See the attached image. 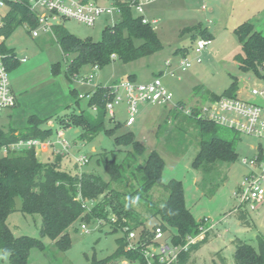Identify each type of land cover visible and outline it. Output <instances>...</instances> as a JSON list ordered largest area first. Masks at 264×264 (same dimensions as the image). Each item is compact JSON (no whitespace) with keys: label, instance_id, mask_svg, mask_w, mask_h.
Segmentation results:
<instances>
[{"label":"rangeland","instance_id":"rangeland-1","mask_svg":"<svg viewBox=\"0 0 264 264\" xmlns=\"http://www.w3.org/2000/svg\"><path fill=\"white\" fill-rule=\"evenodd\" d=\"M116 1L101 0L98 4L108 8L114 6ZM156 3L157 1L152 4L155 9L161 4L159 17L155 18L159 24L153 25V28L163 45L160 51L132 62L116 59L95 74L91 66L84 67L72 81L66 78L65 73L74 55L65 59L54 34L55 28L61 26L69 35L99 42L106 27L119 23L120 15L116 12L112 15H103L93 27L74 20H61L59 24H53L52 33H42L39 38H33L26 27H19L5 43L6 48L13 50L21 61L18 69L10 73L12 90L18 99L19 107L16 105V109L5 110L0 114V129H24L29 119L37 116L45 121L42 130L52 131L51 139L57 138V132L62 131L71 145L69 152L62 155L64 170L73 174H95L106 182L110 178L100 163L101 154L107 152L109 160L114 159L116 163H122L125 151L129 148L117 147L115 140L125 134L133 135L147 148L148 153L156 152L163 159L164 185L170 184L173 180L182 182L186 208L194 220L198 224L207 220L203 227L204 234L201 235L200 232L197 237L201 235V238L196 244L203 240L207 241L192 254L194 263L236 264L234 243L236 240L249 244L256 250L259 248L260 239L264 242V204L256 211H248V226L243 225L234 215L240 206L236 193L251 172V168L244 164V160H251L258 155L262 141L221 128L218 137L234 143L237 160L233 163H217L215 166L196 169L194 162L200 152L201 141H209L211 138L202 137L196 123L188 122L185 113L176 110L174 106L183 103L185 110L203 106L207 103L206 90L222 97L234 82H237L238 97L258 102L251 97V91L264 88V82L253 73H244L240 70L235 58L242 54V46L234 30L248 20H254V17L259 16L258 12H261V26L256 22V27L264 35V0H243L241 5L244 6L235 10L225 4L220 18L198 15V22L194 20L188 22L189 15L185 11L180 13L171 7L169 0ZM146 8L147 6L144 7V13ZM133 13L138 17L135 9ZM5 14V10H0L1 16ZM260 17L255 19L259 20ZM201 30L209 32L212 45L200 54L202 62L196 63L194 60L198 56L194 49L197 40L203 38L200 35ZM185 50H188V54L183 57L182 51ZM183 58L191 62V66L185 71L180 67ZM168 61L171 63L170 67L166 66ZM54 66H59L60 74H53ZM90 74H93L95 79L91 84H84L83 80ZM130 76H135L138 83H149L158 78L173 96V103L166 106L141 105L135 124L131 127L126 125L128 118L126 105L121 104L115 109L116 124L111 123L109 117L106 122L107 129L115 128L116 125H120L119 128L110 136L105 133L99 134L89 144L79 141L77 130L61 126L62 120L66 123L68 116L81 111L95 117L96 112L89 107L87 96L92 97L98 88L110 87L128 80ZM73 89L74 94L71 93ZM81 95L85 98L80 99L77 105L75 97L79 98ZM36 152L42 163L53 162L58 155L55 151H50L49 154L42 153L40 148ZM5 155L6 149L0 148V158ZM80 157H86L88 164L76 169V162ZM113 188L117 189V186ZM152 194L158 203H164L168 198V194L160 187L155 188ZM16 204L17 211L10 215L7 221L13 234L17 237L28 236L42 240L46 246V252L33 248L28 264H92L94 259L104 260L113 256L118 248L117 240L124 237L122 231H112L110 222L93 221L88 225L78 220L68 230L72 239L71 249L60 252L54 242L42 237V217L22 214L19 211L21 200L17 199ZM142 213L144 214L143 211ZM157 222L156 219L150 220L147 227L152 229ZM83 225L87 227V231L82 228ZM136 234L138 237L139 233ZM170 236L171 233H167L165 238L157 243L160 246L167 244L172 252L179 254L182 246L176 247ZM127 238L125 237L129 242ZM148 251L157 253L156 244L150 245ZM0 264H10L8 256L2 251ZM111 264L138 263L129 262L121 256L112 260Z\"/></svg>","mask_w":264,"mask_h":264},{"label":"trees","instance_id":"trees-1","mask_svg":"<svg viewBox=\"0 0 264 264\" xmlns=\"http://www.w3.org/2000/svg\"><path fill=\"white\" fill-rule=\"evenodd\" d=\"M115 5L120 9L121 19L119 23L104 29L102 40L99 42L69 35L61 26L55 28L54 34L64 57L74 55L65 73L69 81L78 76L84 67L98 66L103 69L116 59L132 62L163 48L153 26L143 24L142 17H135L129 4L117 0ZM21 26L30 32L37 28L36 15L30 11L25 1L10 3L0 27V53L9 73L17 70L21 61L13 50L6 48L5 43ZM234 34L242 46V54L235 58L240 70L253 73L264 82V35L256 31L251 23L240 25L234 30ZM200 35L211 39L206 31L201 30ZM187 54L188 50L182 51L184 57ZM53 74H60L59 66L53 67ZM134 79L135 76H130L128 80ZM237 92V82H234L222 97L206 90V102L213 103L224 97L235 98ZM71 93L74 94L75 90ZM112 99L110 87L98 88L88 104L90 108L96 109V116L92 117L81 111L68 116L66 123L62 120L61 126L79 130V141L83 144L91 143L101 133L113 135L120 125L112 129L106 127V105ZM79 100L80 98L75 97L77 105ZM178 105L184 106L183 103ZM192 112L191 116L185 115L187 121L196 123L202 137L211 138L209 141H201L194 167L199 169L215 166L217 163L235 162L238 155L234 143L218 137L222 127L199 119V107L193 108ZM109 121L116 124L113 119ZM43 122L45 121L37 116H32L24 129H9L6 132L0 130V148H6V155L0 158V251L8 256L10 264H28L33 248L46 252L42 240L28 236L17 237L8 226L9 216L17 211V199L22 202L19 210L22 214L42 217V237L54 242L60 252L71 249L72 239L68 230L78 220L88 225L93 221L110 222L113 232L122 231L124 237L117 240L118 248L114 255L104 260L94 259L92 264H111L112 260L121 256L129 262L147 264L143 253L154 243L157 227L162 228L165 235L171 233L170 240L176 247L185 246L200 234L203 223L198 224L186 208L182 182L173 180L164 185L163 159L156 152L148 153L147 148L131 134H125L115 140L117 147L129 148L125 151L122 163L118 164L114 159L109 160L107 152L101 154L100 163L110 178L108 182L95 174H73L64 170L63 156L60 154L53 162L42 163L34 149L15 151L9 148L21 140L51 138V130H42ZM113 186H117V189ZM158 187L168 194L164 203L154 200L152 193ZM234 215L243 225H249L248 212L236 209ZM153 219L158 222L149 229L147 222ZM131 232L139 233L134 251L127 250L129 242L125 239ZM206 241L190 246L189 251L181 253L178 261L173 264H195L192 254ZM234 243L236 264H264V242L261 239L258 250L240 240Z\"/></svg>","mask_w":264,"mask_h":264},{"label":"built area","instance_id":"built-area-1","mask_svg":"<svg viewBox=\"0 0 264 264\" xmlns=\"http://www.w3.org/2000/svg\"><path fill=\"white\" fill-rule=\"evenodd\" d=\"M25 1L29 5L30 11L36 15L38 26L31 31L33 38H38L42 33L50 34L53 32V24H59L61 20H74L79 23L95 26L99 18L103 15H112L114 12L120 14L118 6L102 7L95 1L83 2L82 0H0V10L8 8L10 3L18 4ZM123 3L129 4L132 9H135L138 17H142L143 24L156 25L157 21H150L144 16V6L148 1L144 0H121ZM207 6L202 4V10L205 11ZM3 25V16L0 15V27ZM210 45L211 39L201 38L196 42L194 49L198 56L194 62L201 63L200 54H202ZM67 59V58H66ZM25 62V60H23ZM167 67L171 66L168 61ZM191 66V62L187 58H183L180 62L182 70H186ZM94 74L100 68L92 67ZM75 78V77H74ZM95 79L93 74L88 75L84 80V84H91ZM113 99L107 102L106 110L108 117L116 121L115 109L121 104L126 105L127 121L126 125L131 127L135 124L136 115L139 107L143 104L166 106L173 103V96L164 88L161 81L157 78L149 83H137L131 80H126L110 86ZM251 97L256 101H249L240 97H224L213 103H206L199 107V119H205L216 125L230 129L238 134L255 137L262 141L259 145V153L251 160H244V164L251 168V172L246 176L239 191L236 193L240 201V206L237 210L256 211L258 207L264 204V88L253 89ZM84 99V96H79ZM91 99V96H87ZM17 105V97L12 90L10 73L8 72L3 57L0 53V113L14 109ZM174 108L182 111L187 116L193 115L192 109L185 110V106L175 104ZM96 111V109H94ZM69 142L65 139L62 131L57 132V138L39 140H21L10 145L11 150L19 151L22 149H52L57 154L64 155L69 152ZM6 149V148H5ZM88 164L86 157L77 159L78 167ZM204 221L201 227V235L204 234ZM87 231L85 225L82 226ZM199 237L191 239L188 244L182 246L179 254L171 251L170 246L165 244L160 246L157 242L165 238V232L162 228L157 227L155 230L154 243L157 244V253L148 251V247L144 251V257L147 264H173L178 261L179 256L183 252H188L190 246L195 245ZM128 251L136 249L135 243L138 240L136 232L129 234ZM153 243V244H154Z\"/></svg>","mask_w":264,"mask_h":264},{"label":"crops","instance_id":"crops-1","mask_svg":"<svg viewBox=\"0 0 264 264\" xmlns=\"http://www.w3.org/2000/svg\"><path fill=\"white\" fill-rule=\"evenodd\" d=\"M101 1V0H100ZM148 1V3L144 6V7H146L147 6V8H146V10H145V13H144V16L148 19V20H150V21H157V24H159V21L157 20V19H155V18H157V17H159V15H158V11L160 10V6H161V4L160 5H158V6H156V9L154 8V7H152L153 5L152 4H154L155 3V1H157V3L156 4H159L161 1H163V0H147ZM170 1V3H169V5L171 6V7H174L178 12H183V11H185L188 15H189V17H190V19H189V21L188 22H191L192 20H194V22H198V15H200V16H204V15H206V18H215V19H218V18H220L221 16H222V13L224 12V7H225V4L227 5V7L228 8H230V9H240V8H242L244 5H241L242 4V1L243 0H169ZM159 2V3H158ZM98 3V2H97ZM202 4H205L206 6H207V9L205 10V11H203L202 10ZM158 9V10H157ZM261 13V12H260ZM260 13L258 12V14H259V16L258 17H260ZM146 14V15H145ZM197 16V17H196ZM194 17V18H193ZM257 16L256 17H254V20L252 21H247L246 23H249V22H251V24H253L254 25V27H255V29H256V31H258V32H260L259 30H258V27H256L257 25H256V22H258V26H261V17H260V19L259 20H256L257 18H258ZM193 18V19H192ZM256 18V19H255ZM242 22V21H241ZM156 24V25H157ZM189 24V23H188ZM153 26V25H152ZM237 26V25H236ZM201 27V26H200ZM235 28V27H234ZM206 30H207V28H205ZM206 32H208V31H206ZM157 33V32H156ZM261 33H262V31H261ZM158 35V34H157ZM208 35L210 36V34H209V32H208ZM40 37V36H39ZM38 37V38H39ZM159 37V36H158ZM211 37V36H210ZM212 38V37H211ZM183 56V55H182ZM184 57V56H183ZM186 57V56H185ZM66 59V58H65ZM26 61V60H25ZM70 63V62H69ZM69 65V64H68ZM68 67V66H67ZM74 79V78H73ZM72 79V80H73ZM133 82H137L136 81V79H134V80H132ZM138 83V82H137ZM11 84H12V80H11ZM12 89H13V86H12ZM74 90V89H73ZM13 92H14V90H13ZM17 102H18V99H17ZM17 107H19V104L17 103ZM16 107V108H17ZM16 108H14V109H16ZM0 114H2V112L0 113ZM0 130H3V129H0ZM16 130H20V129H16ZM76 130V129H75ZM3 131H8V130H3ZM79 130H77V132L76 133H78L79 134ZM52 137V136H51ZM49 139H51V138H49ZM53 140H55V137H53ZM41 151H42V153H48L49 154V152L50 151H53L54 152V150H52V149H41ZM52 152V153H53ZM36 154H37V152H36ZM37 157H38V159H39V156H38V154H37ZM40 161V160H39ZM41 162V161H40Z\"/></svg>","mask_w":264,"mask_h":264}]
</instances>
